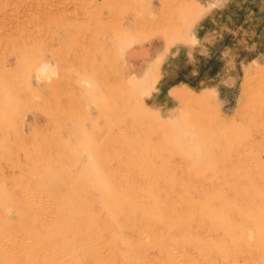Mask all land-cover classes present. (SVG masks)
I'll return each mask as SVG.
<instances>
[{"label":"rangeland","instance_id":"1","mask_svg":"<svg viewBox=\"0 0 264 264\" xmlns=\"http://www.w3.org/2000/svg\"><path fill=\"white\" fill-rule=\"evenodd\" d=\"M0 264H264V0H0Z\"/></svg>","mask_w":264,"mask_h":264},{"label":"bare ground","instance_id":"2","mask_svg":"<svg viewBox=\"0 0 264 264\" xmlns=\"http://www.w3.org/2000/svg\"><path fill=\"white\" fill-rule=\"evenodd\" d=\"M107 78V77H106Z\"/></svg>","mask_w":264,"mask_h":264}]
</instances>
